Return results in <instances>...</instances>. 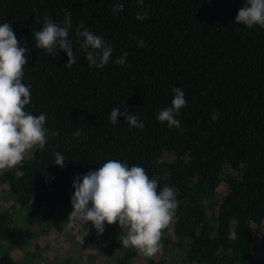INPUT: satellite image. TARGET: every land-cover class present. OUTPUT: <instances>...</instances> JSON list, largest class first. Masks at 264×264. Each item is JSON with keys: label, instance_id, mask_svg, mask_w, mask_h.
Instances as JSON below:
<instances>
[{"label": "trees", "instance_id": "trees-1", "mask_svg": "<svg viewBox=\"0 0 264 264\" xmlns=\"http://www.w3.org/2000/svg\"><path fill=\"white\" fill-rule=\"evenodd\" d=\"M245 2L0 0V24L8 23L28 49L25 110L45 114L47 129L43 150L33 149L28 161L0 175V186L7 184L20 214L26 212L25 226L18 217L13 227L0 205V241L18 248L32 240L37 234L27 226L50 222L71 206L74 178L119 160L142 167L158 192L177 190L180 203L168 226L176 264L182 252L179 264H258L252 228L264 222V28L234 22ZM118 3L122 11L114 10ZM138 13L146 19L137 20ZM69 14L77 56L70 69L66 53L52 57L35 48L33 34L46 17L64 26ZM84 28L112 47V61L127 52L126 65L89 67L83 38L76 37ZM173 88L185 94L176 117L182 132L157 120L171 106ZM113 108L136 114L143 129L123 117L111 124ZM56 152L66 159L63 167L54 164ZM220 186L225 194L213 207ZM136 255L127 248L115 264H130ZM0 264H15L6 248Z\"/></svg>", "mask_w": 264, "mask_h": 264}, {"label": "clouds", "instance_id": "clouds-1", "mask_svg": "<svg viewBox=\"0 0 264 264\" xmlns=\"http://www.w3.org/2000/svg\"><path fill=\"white\" fill-rule=\"evenodd\" d=\"M143 5L144 0H137ZM115 11H122L123 5L116 4ZM137 20L146 19V14L138 13ZM235 23L248 28L259 26L264 28V0H246L239 8ZM63 25L54 22L50 17L43 21L40 31H35V48L43 49L49 56L58 57V52L67 55L65 66L71 68L77 62L73 52L69 30L72 17L67 15ZM81 27H83L81 25ZM76 37L83 38L80 48L87 50L84 59L91 68H103L112 61L113 49L102 36L84 28L76 32ZM143 47V40H139ZM28 49L21 46L14 31L8 23L0 24V173L20 165L27 153L33 149L43 150L47 142L46 115H33L25 110L31 100L30 85L23 83L24 66L28 64ZM123 55L114 62L126 65ZM174 97L171 106L161 110L157 116L160 122H166L169 128L180 129V121L176 118L180 110L186 106L184 91L173 88ZM123 117L130 127L143 129L144 124L136 114L121 112L113 108L109 121L115 125ZM218 118L213 114L212 119ZM81 130L73 133L77 138ZM54 164L63 167L65 157L56 152ZM75 189L71 197L72 212L69 220L79 221L82 225H91L100 235L104 226L118 224L126 234L121 240L125 248H134L145 257H153L162 250L163 230L174 220L179 205L176 199L177 190L164 186L159 192L155 179H150L146 171L119 160H108L96 171H89L83 177L73 180ZM230 241L237 239L235 231L228 234Z\"/></svg>", "mask_w": 264, "mask_h": 264}, {"label": "rangeland", "instance_id": "rangeland-1", "mask_svg": "<svg viewBox=\"0 0 264 264\" xmlns=\"http://www.w3.org/2000/svg\"><path fill=\"white\" fill-rule=\"evenodd\" d=\"M29 155L30 152L25 155L22 163L30 159ZM222 188L220 186L217 190L213 207L217 206L219 198L225 194ZM0 205L3 206V210L10 212L13 227L17 226L18 217H21L18 218L21 221L19 225L25 226L26 212L22 210V215L20 214L10 194L9 186L5 183L0 186ZM72 210L71 206H66L50 222L27 226L37 236L18 248L9 247L0 241V255L6 248L7 254L15 264H115L127 250L121 243L124 235L118 229L119 225L105 224L104 232L98 235L90 223L82 225L79 221L69 220ZM252 231V254L258 260V264H264V222L253 226ZM169 232V227L163 230L160 252L149 258L137 251L130 264H176L175 254L178 253L174 250L176 240L172 242ZM182 256L183 252L178 256V264Z\"/></svg>", "mask_w": 264, "mask_h": 264}]
</instances>
